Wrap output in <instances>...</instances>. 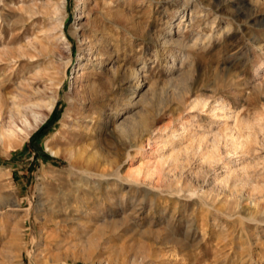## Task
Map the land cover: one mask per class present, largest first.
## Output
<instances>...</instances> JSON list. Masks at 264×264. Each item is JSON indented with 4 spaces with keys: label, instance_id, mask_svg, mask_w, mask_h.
I'll use <instances>...</instances> for the list:
<instances>
[{
    "label": "rangeland",
    "instance_id": "374dc122",
    "mask_svg": "<svg viewBox=\"0 0 264 264\" xmlns=\"http://www.w3.org/2000/svg\"><path fill=\"white\" fill-rule=\"evenodd\" d=\"M0 103V264H264V0H0Z\"/></svg>",
    "mask_w": 264,
    "mask_h": 264
},
{
    "label": "bare ground",
    "instance_id": "6f19581e",
    "mask_svg": "<svg viewBox=\"0 0 264 264\" xmlns=\"http://www.w3.org/2000/svg\"><path fill=\"white\" fill-rule=\"evenodd\" d=\"M178 1H180L181 2V6L182 7H186L187 5H189V4H191V3H194L196 0H178ZM198 7V6H197ZM181 11L182 10H185V9H180ZM183 17H185V14L184 15H182V18H181V21H182V19H183ZM170 40H172L171 38H166V40H164V43H168V42H170ZM174 40V39H173ZM176 43H177V45H182V41H180L179 39H177V40H174ZM173 41V42H174ZM93 44V43H92ZM91 46V45H90ZM93 46V45H92ZM93 48V47H92ZM109 51H107L106 53H108ZM111 52V51H110ZM109 52V53H110ZM108 53V54H109ZM96 55V54H95ZM99 55V54H98ZM174 59V58H173ZM102 60V59H101ZM106 61V60H105ZM104 61V62H105ZM103 63V62H102ZM137 72V73H136ZM135 73H136V75H139V72L138 71H136ZM134 73V74H135ZM87 78V77H86ZM85 92V91H84ZM134 97V96H133ZM132 97V98H133ZM84 98V97H83ZM202 100H204V99H202ZM201 100V101H202ZM205 101V100H204ZM197 103V102H196ZM208 103V102H207ZM55 104V101L53 100L51 103H50V110H52V108H53V105ZM0 107H2V103H0ZM203 108V107H202ZM41 116V115H40ZM39 119H40V117H39ZM39 119H37L38 121H40ZM45 120V119H44ZM43 120V121H44ZM42 121V122H43ZM126 125V124H125ZM9 132H11L12 134L14 133H16V132H14V131H9ZM27 134H28V132H26ZM9 134V133H8ZM13 134V135H14ZM218 135L217 136H215V139L220 135L219 133H217ZM4 135V134H3ZM10 137V136H9ZM228 137V136H227ZM204 138H206V137H204ZM215 139L213 140V141H215ZM235 139V138H234ZM203 141V140H202ZM235 141H236V139H235ZM234 141V142H235ZM217 143L219 142V141H216ZM238 144V143H237ZM210 153H212L211 155H212V157H216V155H217V145H216V143L214 142L213 143V146H212V149H211V152Z\"/></svg>",
    "mask_w": 264,
    "mask_h": 264
}]
</instances>
